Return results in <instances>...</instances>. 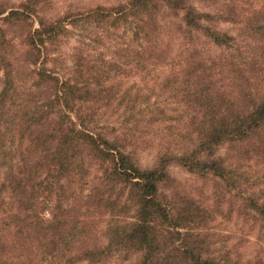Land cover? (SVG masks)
<instances>
[{"label":"trees","instance_id":"obj_1","mask_svg":"<svg viewBox=\"0 0 264 264\" xmlns=\"http://www.w3.org/2000/svg\"><path fill=\"white\" fill-rule=\"evenodd\" d=\"M41 1H0V264H120L116 257L131 253L132 264H222L205 249L200 206L194 215L174 211L159 185L176 162L241 189L238 166L216 151L230 143L237 160L264 157V91L252 87L264 69V0H127L56 19L40 14ZM83 20L116 25V76L132 64L181 78L194 112L190 146L142 168L117 140L88 129L81 110L98 92L82 79V54H74L80 79L61 77L43 56L67 24ZM220 22L237 25L257 52L246 56ZM207 41L223 53H205L198 42ZM94 166L97 183L88 179ZM245 200L264 219V202Z\"/></svg>","mask_w":264,"mask_h":264},{"label":"rangeland","instance_id":"obj_2","mask_svg":"<svg viewBox=\"0 0 264 264\" xmlns=\"http://www.w3.org/2000/svg\"><path fill=\"white\" fill-rule=\"evenodd\" d=\"M3 1L18 4L23 0ZM125 1L43 0L40 14L47 19H56L98 6H116ZM196 3L201 10L210 9ZM109 21L83 20L67 24V31L48 45L43 56L46 66L53 68L61 77L77 75L80 79L74 54H82V79L98 92L93 94L92 100L85 102V108L81 110L87 118L88 129L115 142L117 140L142 168H151L161 154L181 153L193 143L196 136L195 126L190 122L193 108H188L182 101L184 88L181 78L171 77L167 68H157L147 75L136 72L135 65H124L126 72L116 76V25H110ZM122 25L119 34L123 32ZM218 26L238 36L237 25L220 22ZM238 41L244 45L246 56L250 50L257 52L250 38L238 36ZM16 45L19 46L18 43ZM198 46L211 55L223 53L221 48L208 41L206 44L198 42ZM262 62L264 65V58ZM255 74L258 79L255 83L252 81V87L264 91V69ZM74 115L70 112L72 119H75ZM236 153L238 147L236 150L230 143L223 144L216 151L217 156L238 166L241 189L228 188L217 177L192 173L172 162L167 167V179L159 185V192L164 201L171 203L174 211H184L187 216L194 215L193 207L200 206L205 214L203 225L199 226L205 249L222 264H254L257 258L261 261L255 264H264V219L251 210L245 200L254 194L264 202V157L237 160ZM95 169V166L91 168L88 178L91 183L99 181V172ZM44 217H51L48 210L44 211ZM103 230L104 226L100 224L98 237L101 241H105ZM137 259L138 254L131 253L127 260L116 257V262L132 264Z\"/></svg>","mask_w":264,"mask_h":264}]
</instances>
